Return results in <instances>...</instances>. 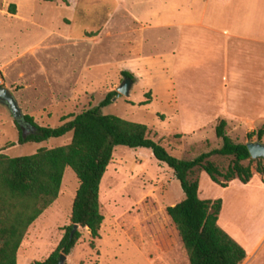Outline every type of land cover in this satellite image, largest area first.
<instances>
[{
	"label": "rangeland",
	"instance_id": "rangeland-1",
	"mask_svg": "<svg viewBox=\"0 0 264 264\" xmlns=\"http://www.w3.org/2000/svg\"><path fill=\"white\" fill-rule=\"evenodd\" d=\"M66 1L0 0V85L10 91L23 116H32L40 127L60 126L62 118L97 107L111 92L117 94L125 79L121 73L133 60L131 66L142 79L131 85L129 97L116 95L102 114L145 125L150 139L182 160L220 147L214 132L218 121L193 123L180 116L170 83L171 58L156 61L154 41L131 46L123 35L97 39L107 25L116 33L131 27L117 0ZM133 12L139 16L144 10L137 6ZM142 57L152 58L140 62ZM227 124V134L235 143H247L248 133L264 129V123L255 128ZM17 139L12 113L0 103V153L10 158L66 146L72 134L8 147ZM251 141L256 142V137ZM260 144L264 145V136ZM210 160L220 170L230 163L225 157ZM251 171L249 184L235 180L226 189L198 173L199 197L222 201L219 226L245 249L242 264H264V175L256 174L254 163ZM78 187L76 176L66 168L58 198L27 230L17 264L44 261L58 247L70 225ZM99 197L104 218L99 238L93 240L88 229L80 228V238L64 264H189L166 214L167 207L183 200V191L173 172L149 150L116 148Z\"/></svg>",
	"mask_w": 264,
	"mask_h": 264
},
{
	"label": "trees",
	"instance_id": "trees-1",
	"mask_svg": "<svg viewBox=\"0 0 264 264\" xmlns=\"http://www.w3.org/2000/svg\"><path fill=\"white\" fill-rule=\"evenodd\" d=\"M11 9L14 12L15 6L11 5ZM121 75L133 80L127 72ZM116 95L111 92L97 107L62 118V124L56 128L40 127L29 115L22 117L23 126L15 122L18 139L15 144H8L10 148L42 144L69 133L72 140L63 147L41 148L31 156L10 158L0 153V264H17V253L27 230L58 198L66 168L79 181L70 225L48 258L33 264H59L60 255L68 256L80 238L78 231L73 233L74 225L88 229L91 238L98 239L104 221L100 211V185L118 147L149 150L173 172L184 198L167 207L166 214L178 232L189 264H242L247 257L245 249L218 224L222 201L200 199L197 174L205 173L222 189L235 180L249 184L253 163L256 174L263 176L264 159H251L247 144L253 137L261 143L264 129L248 133L247 143H235L227 134V121L220 120L214 129L220 147L193 160H182L150 139L145 125L103 115L101 110ZM212 156L230 158L228 167L220 170L210 160Z\"/></svg>",
	"mask_w": 264,
	"mask_h": 264
},
{
	"label": "crops",
	"instance_id": "crops-1",
	"mask_svg": "<svg viewBox=\"0 0 264 264\" xmlns=\"http://www.w3.org/2000/svg\"><path fill=\"white\" fill-rule=\"evenodd\" d=\"M117 6L139 28L116 33L107 25L97 39L123 35L131 46L154 41L152 57L171 58V89L182 118L247 128L264 123V0H117ZM137 6L144 10L139 16ZM134 62L122 71L133 84L142 79Z\"/></svg>",
	"mask_w": 264,
	"mask_h": 264
},
{
	"label": "water",
	"instance_id": "water-1",
	"mask_svg": "<svg viewBox=\"0 0 264 264\" xmlns=\"http://www.w3.org/2000/svg\"><path fill=\"white\" fill-rule=\"evenodd\" d=\"M133 84L132 80L129 78H125L123 83L116 89L117 96L120 95L129 97L130 96V87ZM0 103H3L8 106L10 109L12 116L17 124L21 126L22 122V111L14 99L10 91L7 88L0 85ZM247 150L250 154L251 159H264V145L257 143V142H250L247 144ZM81 227L79 225H74L73 233L78 231ZM67 259V256L60 255L59 264H64Z\"/></svg>",
	"mask_w": 264,
	"mask_h": 264
}]
</instances>
